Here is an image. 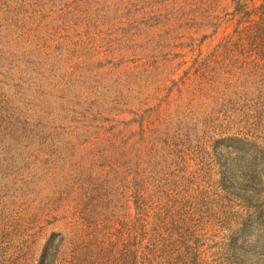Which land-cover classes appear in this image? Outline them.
Listing matches in <instances>:
<instances>
[{"label": "rangeland", "instance_id": "374dc122", "mask_svg": "<svg viewBox=\"0 0 264 264\" xmlns=\"http://www.w3.org/2000/svg\"><path fill=\"white\" fill-rule=\"evenodd\" d=\"M262 3L0 0V264H264Z\"/></svg>", "mask_w": 264, "mask_h": 264}, {"label": "trees", "instance_id": "16d2710c", "mask_svg": "<svg viewBox=\"0 0 264 264\" xmlns=\"http://www.w3.org/2000/svg\"><path fill=\"white\" fill-rule=\"evenodd\" d=\"M261 1H263V3L256 9L255 13L246 11L247 7L241 5L240 11L243 16L239 23L240 25H242V27L247 26V23L251 22V18L253 17V15L259 17V21L255 22L254 25L259 29H261L260 27L264 26V0ZM245 30L247 29L243 28L244 32H246ZM243 31L235 33L239 34L242 38L244 35ZM249 33L250 39L253 38L258 44L257 47L252 50L256 51L255 54H257L258 57L263 60L261 61L262 63H260L259 69L260 71H262V77L264 78V30L260 32V30L253 29L252 31L250 30ZM231 39L232 35L229 36L227 42H229ZM226 49L229 50L228 54L230 55L232 50H230L229 47ZM161 230L162 228L159 225L154 226V232L157 235L160 236ZM131 234L132 231L126 239H122V237H119V241L114 240L104 243L105 246L107 243L108 244L106 247L102 246V248L100 249V252L103 255L97 253L96 261L93 263H90L89 259H87L85 254L82 252L83 247H81L80 245H74L70 242L73 249L69 254L66 264H158L159 258L161 263V253L159 251L158 244L160 242L159 240L154 239L155 241H153V243H156L154 245L155 247L150 248L149 241H147L146 237L138 234L131 236ZM184 258L182 260H184Z\"/></svg>", "mask_w": 264, "mask_h": 264}]
</instances>
